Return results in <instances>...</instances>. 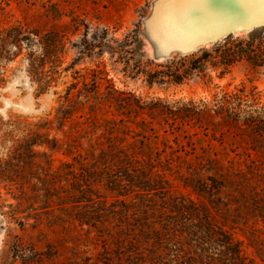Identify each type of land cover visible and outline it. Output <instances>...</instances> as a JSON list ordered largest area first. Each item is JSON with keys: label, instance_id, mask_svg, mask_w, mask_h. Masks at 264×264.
Instances as JSON below:
<instances>
[{"label": "rangeland", "instance_id": "obj_1", "mask_svg": "<svg viewBox=\"0 0 264 264\" xmlns=\"http://www.w3.org/2000/svg\"><path fill=\"white\" fill-rule=\"evenodd\" d=\"M156 1L0 0V40L9 42L0 53V264H97L103 250L88 226L75 221V208L57 204L58 190L44 201L11 186L15 172L4 162L12 142L30 130L55 147L36 149L51 155L62 189L64 162L70 168L91 162L99 146L128 147L139 168L147 163L155 174L165 173L174 189H183L179 173L202 157L231 160L238 184L223 190L218 203L230 209L221 215L245 256L264 264V139L251 125L256 111L264 112V66L240 60L225 68L219 56L203 67L193 58L184 65L156 60L144 34ZM27 35L44 41L53 64L31 66L40 54L27 49ZM123 170L127 179L134 174ZM32 171L19 182L31 181ZM129 188L128 200L143 203L138 214H155V203L146 204L155 196ZM105 193L108 201L115 198Z\"/></svg>", "mask_w": 264, "mask_h": 264}, {"label": "trees", "instance_id": "obj_2", "mask_svg": "<svg viewBox=\"0 0 264 264\" xmlns=\"http://www.w3.org/2000/svg\"><path fill=\"white\" fill-rule=\"evenodd\" d=\"M22 41L27 49L40 54L33 62L29 60L31 66L53 64V57L37 35H27ZM0 42V47H4L0 53H4L9 42L7 38ZM216 56L220 57L218 62L225 68L240 60H246L253 66H264V27L243 35H229L209 48L164 62L179 59L184 65L193 58L191 63L203 67L210 57ZM58 63L55 58L56 69ZM256 118L251 125L264 139V112L262 115L256 111ZM37 135L39 132L30 130L25 138L12 142L9 159L4 162L12 175L15 172L11 186L21 189L24 195L44 201L54 199L50 193L58 190L57 204L64 210L71 204L78 213L75 221L83 228L88 226V231L91 230L102 243L103 250L97 264L103 261L105 264H254L243 253L240 241L226 227L228 218L221 214L222 210L230 209L229 204L221 206L218 203L226 186L238 184L234 174H230L233 168L231 160L225 161L218 156H201L199 159L196 156L199 160L195 164L188 163L187 174L179 173L185 192L180 187L172 188L166 174H155L153 169L147 168V163H142L139 168L140 160L128 151V147L105 151L99 146L95 148L98 156L91 162L83 161L78 167L75 163L71 168V163L64 162L69 170L66 186L62 189L54 182L51 155L36 149L38 146L55 147L48 140H36ZM141 144L143 149H151L150 143L141 140ZM129 147L135 149L136 145L129 143ZM38 156H44L46 163L35 162ZM101 156L113 159L102 162ZM124 168L133 169L131 178L123 175ZM28 169H33L31 181L27 184L19 182L18 178H22ZM129 186L135 194L155 196V201L150 199L146 202L155 203V208L152 207L155 214H138L137 208L143 203L128 200ZM105 191L116 193L113 195L115 198L108 201Z\"/></svg>", "mask_w": 264, "mask_h": 264}, {"label": "water", "instance_id": "obj_3", "mask_svg": "<svg viewBox=\"0 0 264 264\" xmlns=\"http://www.w3.org/2000/svg\"><path fill=\"white\" fill-rule=\"evenodd\" d=\"M261 27L264 22L258 0H157L144 34L154 58L164 61Z\"/></svg>", "mask_w": 264, "mask_h": 264}, {"label": "snow or ice", "instance_id": "obj_4", "mask_svg": "<svg viewBox=\"0 0 264 264\" xmlns=\"http://www.w3.org/2000/svg\"><path fill=\"white\" fill-rule=\"evenodd\" d=\"M246 2L252 3L257 2V0H246ZM258 3L261 5L262 22H264V0H258Z\"/></svg>", "mask_w": 264, "mask_h": 264}]
</instances>
